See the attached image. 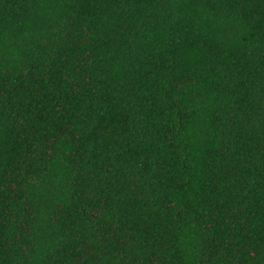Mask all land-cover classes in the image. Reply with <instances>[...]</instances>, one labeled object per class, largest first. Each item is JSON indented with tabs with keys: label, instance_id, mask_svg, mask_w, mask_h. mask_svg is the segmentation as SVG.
Here are the masks:
<instances>
[{
	"label": "trees",
	"instance_id": "trees-1",
	"mask_svg": "<svg viewBox=\"0 0 264 264\" xmlns=\"http://www.w3.org/2000/svg\"><path fill=\"white\" fill-rule=\"evenodd\" d=\"M0 264H264V0H0Z\"/></svg>",
	"mask_w": 264,
	"mask_h": 264
}]
</instances>
